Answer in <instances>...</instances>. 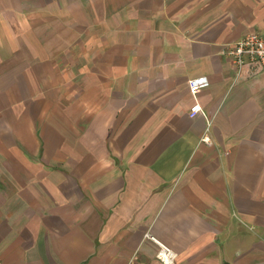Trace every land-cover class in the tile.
Masks as SVG:
<instances>
[{
	"label": "crops",
	"instance_id": "obj_1",
	"mask_svg": "<svg viewBox=\"0 0 264 264\" xmlns=\"http://www.w3.org/2000/svg\"><path fill=\"white\" fill-rule=\"evenodd\" d=\"M252 33L264 0H0V264H264Z\"/></svg>",
	"mask_w": 264,
	"mask_h": 264
},
{
	"label": "built area",
	"instance_id": "obj_2",
	"mask_svg": "<svg viewBox=\"0 0 264 264\" xmlns=\"http://www.w3.org/2000/svg\"><path fill=\"white\" fill-rule=\"evenodd\" d=\"M224 53L232 58L234 65L237 67L235 81L240 77L244 69H247L252 74L264 71V33L247 34L222 51V54ZM208 86L209 81L206 76L193 77L188 81V89L192 94L201 89H206ZM200 110V105L194 103V105L190 107V115L192 116ZM207 131L208 128L201 137V142L209 144L211 140ZM145 237L156 244L157 252L155 257L160 263L175 264L177 254L172 249L159 242L148 233Z\"/></svg>",
	"mask_w": 264,
	"mask_h": 264
}]
</instances>
